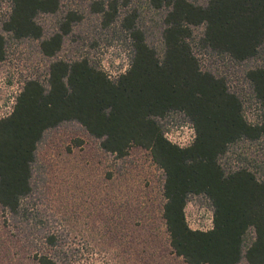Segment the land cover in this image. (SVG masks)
I'll list each match as a JSON object with an SVG mask.
<instances>
[{
  "label": "trees",
  "instance_id": "obj_1",
  "mask_svg": "<svg viewBox=\"0 0 264 264\" xmlns=\"http://www.w3.org/2000/svg\"><path fill=\"white\" fill-rule=\"evenodd\" d=\"M9 1L10 14L0 22V64L7 58L9 37L42 40L43 55L55 58L76 16L69 14L58 32L44 38L39 18L57 14L62 0ZM147 1L163 14L160 48L149 42L139 10H132L122 21L131 39V63L116 79L80 58L55 59L46 82H25L12 112L0 119V207L13 220L38 218L42 225L44 211L34 213L39 146L49 131L75 123L116 159L134 148L150 151L163 172L162 220L169 246L187 264H264V160L255 151L246 155L264 147V66L245 75L261 110L260 120L252 123L242 96L198 58L204 53L245 64L264 57V0ZM109 7L108 24L117 15V5ZM195 29L202 31L196 41ZM174 116L193 125L195 140L188 147L166 137L165 121ZM194 197L212 208L210 230L192 229L187 221ZM42 239L50 248L59 246L58 232ZM58 258L36 255L38 264H59Z\"/></svg>",
  "mask_w": 264,
  "mask_h": 264
},
{
  "label": "rangeland",
  "instance_id": "obj_2",
  "mask_svg": "<svg viewBox=\"0 0 264 264\" xmlns=\"http://www.w3.org/2000/svg\"><path fill=\"white\" fill-rule=\"evenodd\" d=\"M197 1L204 4L208 0ZM125 2L62 0L57 14L41 16L44 38L58 32L69 14L78 19L55 58L43 55L42 40L16 41L9 37L7 58L0 64V119L12 112L27 80L47 81L55 59L88 58L112 79L125 73L131 63L132 44L122 21L134 9L140 12L139 23L148 30L149 42L160 48L163 14L150 9L147 0H131L129 5ZM113 4L117 5V15L108 24L105 13ZM102 7L104 11L100 12ZM10 11V1L3 0L0 22ZM201 32L194 30L195 41ZM198 58L203 67H214L228 80L232 90L244 99L246 119L258 122L261 110L245 75L251 68L264 66V57L245 64L204 53H198ZM165 124L166 136L172 142L188 140L194 129L180 116L167 119ZM262 145L246 155L255 151L254 156L263 161ZM234 161L237 163V158ZM36 166L35 198H39V204L34 213L44 211L43 223L38 227V218L13 220L0 207V264H38L36 255L42 253L60 254L59 264H187L169 246L162 220L163 172L150 151L134 148L128 157L116 159L80 125L69 123L45 135ZM186 217L192 229L206 231L213 226L212 208L204 198H191ZM48 232H58L57 249L42 239Z\"/></svg>",
  "mask_w": 264,
  "mask_h": 264
},
{
  "label": "built area",
  "instance_id": "obj_3",
  "mask_svg": "<svg viewBox=\"0 0 264 264\" xmlns=\"http://www.w3.org/2000/svg\"><path fill=\"white\" fill-rule=\"evenodd\" d=\"M166 137L168 138V136H166ZM168 140L172 142V140H170L169 138H168ZM194 140H195V130L192 129V132H191L188 140L186 139V140H184V142L179 141V142H172V143L179 145L180 147H188L194 142Z\"/></svg>",
  "mask_w": 264,
  "mask_h": 264
}]
</instances>
